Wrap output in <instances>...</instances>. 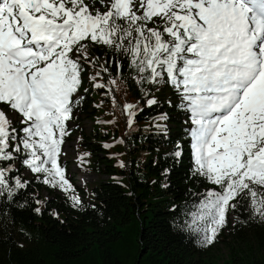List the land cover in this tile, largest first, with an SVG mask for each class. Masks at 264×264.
<instances>
[{
    "label": "snow or ice",
    "instance_id": "obj_1",
    "mask_svg": "<svg viewBox=\"0 0 264 264\" xmlns=\"http://www.w3.org/2000/svg\"><path fill=\"white\" fill-rule=\"evenodd\" d=\"M94 48L180 95L195 173L214 186L192 214L201 242L242 201L264 218V0H0V162L24 154L45 183L72 187L58 158ZM12 177L0 166V195Z\"/></svg>",
    "mask_w": 264,
    "mask_h": 264
},
{
    "label": "trees",
    "instance_id": "obj_2",
    "mask_svg": "<svg viewBox=\"0 0 264 264\" xmlns=\"http://www.w3.org/2000/svg\"><path fill=\"white\" fill-rule=\"evenodd\" d=\"M89 55L98 63L85 64L61 144L75 141V157L59 158L72 187L45 183L24 154L0 162L14 188L0 195V264H264V218L246 201L229 209L212 243L201 242L192 214L214 186L195 173L189 113L173 86L138 82L110 49ZM97 72L103 89L93 86ZM74 165L98 181L80 183ZM17 178L25 187L15 188Z\"/></svg>",
    "mask_w": 264,
    "mask_h": 264
},
{
    "label": "rangeland",
    "instance_id": "obj_3",
    "mask_svg": "<svg viewBox=\"0 0 264 264\" xmlns=\"http://www.w3.org/2000/svg\"><path fill=\"white\" fill-rule=\"evenodd\" d=\"M86 128L90 129L91 128V120H86ZM75 141L67 143L63 146L62 149V157L63 159L69 158V157H75L74 152H75ZM73 170L76 171L77 173V177L80 183L83 182H96L98 181V175L94 174V173H90V172H86L83 169L77 167V166H73ZM226 234V231L224 232ZM218 253V259L222 260L224 258H226V253H227V249L226 246L224 244H220L217 250Z\"/></svg>",
    "mask_w": 264,
    "mask_h": 264
}]
</instances>
